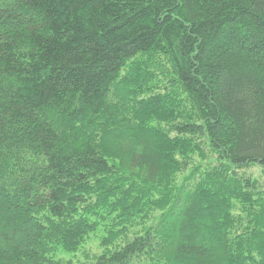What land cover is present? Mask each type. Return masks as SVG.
Returning a JSON list of instances; mask_svg holds the SVG:
<instances>
[{
	"label": "trees",
	"instance_id": "1",
	"mask_svg": "<svg viewBox=\"0 0 264 264\" xmlns=\"http://www.w3.org/2000/svg\"><path fill=\"white\" fill-rule=\"evenodd\" d=\"M264 0H0V264H264Z\"/></svg>",
	"mask_w": 264,
	"mask_h": 264
},
{
	"label": "rangeland",
	"instance_id": "2",
	"mask_svg": "<svg viewBox=\"0 0 264 264\" xmlns=\"http://www.w3.org/2000/svg\"><path fill=\"white\" fill-rule=\"evenodd\" d=\"M248 174L255 175L256 177H260L261 180L264 179V177L261 174V168L257 165L252 166L245 170Z\"/></svg>",
	"mask_w": 264,
	"mask_h": 264
}]
</instances>
